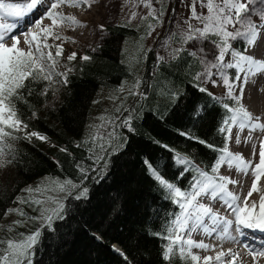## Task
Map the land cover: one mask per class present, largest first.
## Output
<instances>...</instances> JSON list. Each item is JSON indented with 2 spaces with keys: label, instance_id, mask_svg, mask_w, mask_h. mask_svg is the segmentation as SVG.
Segmentation results:
<instances>
[{
  "label": "trees",
  "instance_id": "1",
  "mask_svg": "<svg viewBox=\"0 0 264 264\" xmlns=\"http://www.w3.org/2000/svg\"><path fill=\"white\" fill-rule=\"evenodd\" d=\"M105 30L101 44L81 56L76 54L72 61H68L71 54L66 55L63 48L61 56L56 57V46H51L64 70L71 69L67 72L68 83H59L61 101L54 108L43 107L50 97L46 80H26L25 87L18 90L19 99L14 98L18 115L27 128L14 133L17 139L8 141L13 151L5 157L11 161L5 166L12 170V177L10 181L9 176L0 178V240H7L11 234L2 222L28 185L46 177L79 184L82 176L77 165L97 169L89 171L88 179L81 185L88 188L87 199L68 198L66 218L54 223V233L44 230L32 264H170L162 256L169 243L163 235H167L166 221L179 209L157 188L143 161L148 158L158 165L167 163V167L161 168L164 176L186 190L196 173L193 169L181 176L185 166L176 165L172 157L186 156L212 175L211 167L220 153L199 140L217 148L224 144L217 128L225 110L195 86L193 76L201 70L195 55L182 49L170 61L156 62L153 53L143 49L146 26L120 23ZM128 43L130 49L132 44L136 45L135 55L125 49ZM83 56L90 59L83 60ZM134 59L137 65H133ZM136 81L141 82L140 89L148 84L143 88L146 98L135 96L125 108L136 109L132 113L135 131L119 127L120 120L116 119L112 123L115 139L111 147L108 136L104 141H96V145L105 144L101 151L92 144L89 129L94 103L100 102L97 95L102 90L117 93L119 88L132 87ZM131 97L128 93L119 98L125 102ZM198 106L205 107L195 117ZM128 114L123 105L119 118ZM31 132L46 139L27 138L25 134ZM97 155L103 156L99 163L90 158ZM93 233L102 236L103 242L94 239ZM113 245L128 259L116 253ZM171 264L192 262L174 250Z\"/></svg>",
  "mask_w": 264,
  "mask_h": 264
},
{
  "label": "snow or ice",
  "instance_id": "2",
  "mask_svg": "<svg viewBox=\"0 0 264 264\" xmlns=\"http://www.w3.org/2000/svg\"><path fill=\"white\" fill-rule=\"evenodd\" d=\"M43 3L47 4L46 18L51 20L52 23L48 26H42V21L37 20L36 27L39 29V32L24 34L23 43L27 45V50H25V48L20 47L21 41L18 36L12 34L13 30L19 27V20L25 18ZM81 3L88 4L89 0H25L23 6L11 3L9 0H0V167L5 166L6 162H11L10 160H5V157L10 156L13 151L12 145L8 141L10 139H17L14 133L21 132L27 128V125L20 119L16 103L14 102V98L19 99L18 90L25 87L24 82L29 79L59 82L54 81V78L60 77L65 84L68 83L67 72H70L71 69H67L63 73L57 72L55 70L57 60L53 57L52 52L48 51L45 53L42 50V48L50 49L51 45L42 42L38 37L40 34H43L44 41H47L49 36L60 39L59 35L53 32L54 27L66 21L70 22L73 26L79 25V21L75 17H66L56 10L63 4H67L70 7H78ZM196 3L197 0H193L191 19L199 20L203 27L196 28L189 24V32L185 36L184 42L207 40L210 36L217 38L213 40V43L218 50V54L211 59L204 57L201 60L203 65L202 70L193 76V79L197 81L195 86L198 90L208 95L211 100L225 110L217 128V131L223 137V146L217 148L216 145L199 140V143L205 144L210 149L220 153L218 159L211 167V172L216 175H210L207 170L196 166L190 158L176 154L172 157L175 164L185 166L180 172L181 176L193 169L196 173L189 188L182 190L164 176L161 168L167 167V163L158 165L148 158H145L143 163L149 177L156 184L157 188L162 190L166 198L174 205H177L179 209L166 221L167 227L165 231L167 235L161 234L164 239L169 241L162 251L163 259L169 261L171 264L175 250V254H178L181 258H190L192 264H197L201 259L203 260V264H211L213 260L216 264H235L239 258V254H233L232 249H228L227 252L218 251L215 257H201L194 254L191 251L194 248L209 250L210 248H215V245H209L203 240L197 242L192 238V234L200 230L207 236H212L213 233H216L217 239H234L229 233V229L233 224L235 225V230L240 234H243L242 229L244 228L264 231V140H261L260 143L258 162H253L252 160L246 161L239 154H233L228 147V143L233 139L234 135L235 142H241L239 133L245 128L249 130V133L256 130L264 132V123L259 122V117H254L243 107L236 106L239 105L244 87H240L241 95H236V84L234 82L239 80L242 82V85H246L253 81L254 78H264V59H258L253 55L246 54L244 51L236 50L233 44L230 43V41L243 38L245 49L247 50L258 45L261 40H264V0H199L201 6L207 8V15L197 14ZM257 3H259L260 7H253ZM145 6L151 9V0ZM134 16L135 13H133ZM149 16L159 22L155 10L150 11ZM7 18H11L12 22H8ZM229 26L234 31H230ZM148 28V35H151L152 25L150 24ZM9 40H11L10 44L8 43ZM62 51V47L57 45L55 56H61ZM176 51L179 52L180 49ZM193 54L195 55V52ZM226 55L230 56V59L226 60ZM67 59L68 61L76 59V53H72ZM82 59L88 60L90 58L83 56ZM162 59V57H157L158 62ZM225 69L237 70L232 80L227 78L229 74L225 72ZM220 80L223 81L227 89L226 93L220 97L215 96L207 87L201 86L202 84L215 86ZM140 83V81H136L134 87L139 88ZM43 94L47 95V89ZM129 94L146 98V94L143 92L132 91ZM170 95L176 94L170 93ZM228 101H231V103ZM204 107L198 106L194 116L198 117ZM124 111L129 114L123 118H117L120 120L119 127L127 128L129 132H134V117L132 113L136 109H124ZM101 120L104 123L99 127L113 123V121L106 120L104 117H101ZM237 127L239 131L234 134L233 129ZM180 134L186 135L185 133ZM25 135L29 139L31 137H36L40 140L46 139V137L37 132L26 133ZM107 136L109 138L108 147H111V142L115 139V132L110 131ZM247 139H251V135ZM97 140L104 141L105 137L100 133L94 134L91 137L92 144L95 147H99L101 151L105 150L104 143L96 145ZM61 151H65V149H61ZM169 151L171 150L169 149ZM112 154H115V150ZM90 158L94 159L95 163H99L103 159V156L97 155ZM224 164L227 165L228 169L235 167L237 172H243L246 175L249 169H251L253 177L251 187L247 195L242 198V202H238L241 201L240 196L235 195L227 189L228 184H236L237 181L231 179L228 175L219 174L221 166ZM189 165L191 167H188ZM77 167L82 176L79 184L74 183L70 179L60 180L59 178H55L44 189V191L62 192L66 195L62 199L54 196L46 198L55 207L40 208V215L30 218L41 221L40 226L35 231L27 235L21 234V239L18 240H0V264H32V257L35 255L37 246L41 243L44 230L47 229L49 232L54 233L55 221L66 218L67 207L64 201L68 197H72L75 200L87 199L88 188L81 187V185L84 180L88 179L89 171H97V169H86L81 165H77ZM104 168H107V162H105ZM93 179L95 180L96 178L93 177ZM96 182L98 183L99 181L97 180ZM77 189L79 191L73 195V192ZM26 191L39 193L41 189L39 187L36 189L29 188ZM257 192L261 193L259 201H252L250 203L249 198L253 196V193ZM205 198L211 201L223 199L234 219H226L214 213L212 207L201 202ZM21 203L41 205L44 201L40 199H33L31 201L21 200ZM9 211H16L18 214L24 215L19 209H10ZM206 219L209 223L205 222ZM16 223H19V221ZM93 238L103 242V237L100 235L93 233ZM245 247L248 249V255L253 258L254 262L258 257H264V249L256 251L247 245ZM113 249L124 257L125 260L128 259L122 250L116 248V246H113ZM225 256H229L231 259L225 262L222 259Z\"/></svg>",
  "mask_w": 264,
  "mask_h": 264
},
{
  "label": "rangeland",
  "instance_id": "3",
  "mask_svg": "<svg viewBox=\"0 0 264 264\" xmlns=\"http://www.w3.org/2000/svg\"><path fill=\"white\" fill-rule=\"evenodd\" d=\"M148 2L149 0H89L88 4L81 3L78 7H70L67 4H63L56 11L66 17H75V19L79 21V25L73 26L70 22L66 21L53 28V32L56 35H59L60 39H55L54 37L49 36L47 41H44L43 34H40L38 39H41L42 42H46L49 45L53 44L51 46H54V48L55 46L60 45L66 52V55L76 53L78 56H81L83 52L87 50L93 51L95 47L101 44V42L106 37L105 28L108 26L110 27L120 23H126L134 26L137 25L138 27L146 26L149 31L148 26L151 24V35H148V31H146L143 41V49L146 51V53L151 51L153 53V60L156 62H158V56L163 58L160 61L167 62L170 61L173 56L177 55L182 49H186L192 54L195 52V56L198 58L202 70L203 65L201 60L204 57H208L210 59L214 58L218 54V50L213 43V40L217 39L216 37L210 36L212 39L209 37L207 40L189 41L187 43L184 42V38L189 32V24L196 28L203 27L199 20L191 19L193 0H151V9L145 6ZM195 6L198 15L208 14L207 8L202 7L199 3V0H197ZM253 7H260V5L257 3V5H254ZM152 10H155V14L158 16L159 22L153 20L151 16H149V12ZM133 13H135L134 17ZM51 23V20L46 19L42 22V26H48L51 25ZM229 30L234 31L231 26H229ZM28 32H39V29L36 27V24H34L30 29H28V31H24L18 35V38L21 41L20 47L25 48V50H27V45L23 43L25 38L24 34ZM236 41L240 43L245 42L243 38ZM236 41H230V43L233 44ZM8 43L10 44L11 40H9ZM132 46V49H130L131 43H128L125 45V49L129 48L128 50H132V55H135L137 52V47L135 44H132ZM33 47H35V45H33ZM52 47L50 49L42 48V50L45 53L51 51L54 57V51ZM177 49H180V51L177 52ZM248 52L250 53L251 51L249 50ZM262 52V56L264 57V47ZM129 54L130 53L128 52L127 56ZM54 58L57 60L56 57ZM228 59H230V56L226 55V60ZM133 65H137V60L133 62ZM143 69L145 68H142V70ZM55 70L61 73L65 72L62 64L58 60L55 65ZM229 70L230 69H225V72L229 74ZM150 72L153 73V70ZM227 78L231 80L230 75H228ZM54 81L59 82L48 81L50 87V97L49 101L44 106L46 109L54 108L61 101L59 83H63V80L60 77H55ZM147 84L148 82L145 84V86H142V89L135 88L134 85L132 87H121L118 89L117 93L102 90L97 95V98L100 102L94 103V107L92 108L94 109V112L91 116V125L89 128L91 134L94 135L100 133L105 137L106 140L108 132L114 131L115 126L110 123L106 124L104 127H99L102 123H104V121L101 120V117H104L106 120H110L109 118H111L110 121L116 122V119L122 115L123 105L125 109L135 96L131 95V99H126L125 102H122L121 98H124L132 91L143 92V88L146 87ZM235 84L236 95H241L240 87H244V92L241 95L239 107H243L252 116L259 117V122L264 123V91H262V89H264V78H254L253 81L247 83L246 85H242V82L237 80ZM202 86L207 87L218 97L223 96L227 91L222 80H220L215 86L211 84H202ZM117 109H119V111H117ZM111 112H113L111 115L116 112L114 117L110 115ZM237 131H239L238 127L233 129L234 134ZM239 134L241 142L236 143L234 135L233 139L228 143L229 150L233 154H239L246 161L252 160L253 162H258L260 143L261 140H264V132L256 130L249 133V130L245 128ZM87 135H90V133L88 132ZM249 135H251V139H247ZM219 174L228 175L231 179L237 181L236 184H228L227 189L235 195L240 196L241 199L244 197V186L241 187L240 183L243 181H249V188L253 179L251 175V169H249V172L246 175L243 172H237L235 167L228 169L226 164L221 166ZM8 176L10 181L12 177V170L7 166L0 167V178H7ZM52 179L55 178L46 177L30 186L28 185L23 193L19 196V201L15 204V208L12 209H19L24 213V215H20L18 212L12 211L8 213L2 222L3 225H6L11 229V234L9 235L8 239H21V234H30L40 226L41 221L32 220L30 218L39 216L40 208L55 207V205L47 201L46 198L48 196H54L62 199L66 195L62 192L44 191V189L49 186V182ZM37 187L41 189V192L38 193L33 191L30 193L26 191L29 188L36 189ZM78 191L79 189L75 190L73 195H75ZM33 199H40L44 201V203L41 205L21 203V200L31 201ZM66 201H64L65 204ZM201 202L206 204V202L203 200ZM17 221H19V223H16ZM14 230L19 231L15 232ZM192 238L194 239L193 236ZM191 251L201 257L204 256L203 253L201 254L200 249L194 248ZM197 264H203V260L201 259V261L197 262Z\"/></svg>",
  "mask_w": 264,
  "mask_h": 264
},
{
  "label": "bare ground",
  "instance_id": "4",
  "mask_svg": "<svg viewBox=\"0 0 264 264\" xmlns=\"http://www.w3.org/2000/svg\"><path fill=\"white\" fill-rule=\"evenodd\" d=\"M248 182L249 181H247V182L243 181V182L240 183L241 187L244 186V190H243L244 196L247 195V192L249 191V189L251 187V184H250V187L248 188V186H249ZM260 195H261L260 192L253 193V196L249 198V202L250 203L252 201H257L258 202ZM238 202H242V199H241V201H238ZM228 210H230V209H228ZM201 236H202V231L197 230L196 238L197 239H200ZM228 249H232L233 254H236V253L239 254V258L236 260L235 264H256V262L253 261V258L250 255H248L244 251H240L238 249V247L233 246L232 243H227V244L220 245V246L218 244L215 248H210L209 250H201V251H202V253H203L204 256H213V257H215L216 252H218V251H225V252H227ZM222 259L225 262H227L229 259H231V257L225 256ZM211 264H216V262L213 260L211 262ZM261 264H264V260H261Z\"/></svg>",
  "mask_w": 264,
  "mask_h": 264
},
{
  "label": "water",
  "instance_id": "5",
  "mask_svg": "<svg viewBox=\"0 0 264 264\" xmlns=\"http://www.w3.org/2000/svg\"><path fill=\"white\" fill-rule=\"evenodd\" d=\"M116 246V245H115ZM116 248L120 249L118 246H116ZM114 250V249H113Z\"/></svg>",
  "mask_w": 264,
  "mask_h": 264
}]
</instances>
